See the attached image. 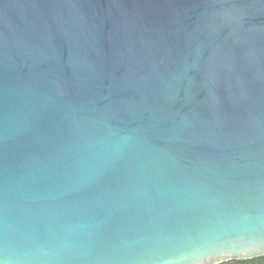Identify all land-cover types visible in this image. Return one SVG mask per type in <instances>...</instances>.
I'll return each instance as SVG.
<instances>
[{
    "label": "water",
    "instance_id": "1",
    "mask_svg": "<svg viewBox=\"0 0 264 264\" xmlns=\"http://www.w3.org/2000/svg\"><path fill=\"white\" fill-rule=\"evenodd\" d=\"M264 255V0H0V261Z\"/></svg>",
    "mask_w": 264,
    "mask_h": 264
},
{
    "label": "trees",
    "instance_id": "2",
    "mask_svg": "<svg viewBox=\"0 0 264 264\" xmlns=\"http://www.w3.org/2000/svg\"><path fill=\"white\" fill-rule=\"evenodd\" d=\"M217 264H264V255L246 259H233Z\"/></svg>",
    "mask_w": 264,
    "mask_h": 264
},
{
    "label": "clouds",
    "instance_id": "3",
    "mask_svg": "<svg viewBox=\"0 0 264 264\" xmlns=\"http://www.w3.org/2000/svg\"><path fill=\"white\" fill-rule=\"evenodd\" d=\"M0 264H4V262L3 261H0Z\"/></svg>",
    "mask_w": 264,
    "mask_h": 264
},
{
    "label": "rangeland",
    "instance_id": "4",
    "mask_svg": "<svg viewBox=\"0 0 264 264\" xmlns=\"http://www.w3.org/2000/svg\"><path fill=\"white\" fill-rule=\"evenodd\" d=\"M223 262H225V261H223Z\"/></svg>",
    "mask_w": 264,
    "mask_h": 264
}]
</instances>
